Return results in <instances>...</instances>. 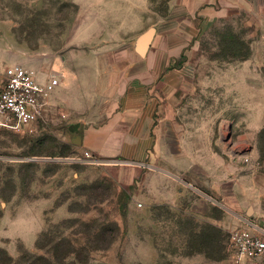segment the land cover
Here are the masks:
<instances>
[{
	"label": "rangeland",
	"instance_id": "rangeland-1",
	"mask_svg": "<svg viewBox=\"0 0 264 264\" xmlns=\"http://www.w3.org/2000/svg\"><path fill=\"white\" fill-rule=\"evenodd\" d=\"M112 4L0 0V92L6 67L14 64L42 80L56 74L62 88H79L66 93L67 102L53 95L34 135L0 130V248L15 264L52 259L62 240L67 248L91 251L98 246L96 232L110 223L119 226L118 239L108 250L93 251L87 264H184L189 257L210 260L219 252L216 231H210V251L200 252L198 234L208 228L186 211L184 201L177 208L153 204L152 157L139 168L133 187L125 188L132 194L128 204L118 180L126 165L75 162L81 153L73 136L106 120L115 88L141 69L137 37L166 15L163 0H149L138 17ZM192 52L191 76L177 87L185 89L168 98L166 116L171 111L177 119L170 124L179 125L167 126L166 136L213 132L216 147L240 167L261 162L254 154L264 147V33L242 21L223 22L208 29ZM167 162L163 157V166ZM178 171L181 183L200 187L191 177L195 173ZM61 264L80 263L71 256Z\"/></svg>",
	"mask_w": 264,
	"mask_h": 264
},
{
	"label": "crops",
	"instance_id": "crops-1",
	"mask_svg": "<svg viewBox=\"0 0 264 264\" xmlns=\"http://www.w3.org/2000/svg\"><path fill=\"white\" fill-rule=\"evenodd\" d=\"M147 2L112 0V5L138 17L146 11ZM163 6L166 15L137 37L136 55L141 69L123 88H115L117 99L105 112L106 120L81 127L73 136V144L81 153L76 157L83 160L88 152L100 161L126 165L118 177L124 189L133 187L139 168L152 157L153 204L177 208L184 201L190 215L206 222L203 229L211 227L210 231H216L219 237V255L210 260L203 255L189 257L184 264H235L229 242L231 232L240 228L264 232V160L257 151L255 159L261 162L252 160V165L240 167L236 158L225 156L216 147L218 140L213 132L176 131L175 136L168 132V138L167 126L179 124H170L177 118L171 117V111L166 116V110L168 98L185 89L177 87L191 76L192 51L203 34L227 21H242L245 28L264 33V0H163ZM150 30L154 34L142 53V40ZM156 83L171 88H151ZM78 90L62 88L60 80L46 109L54 94L59 93L63 103L67 102V92ZM170 141L177 142V146ZM163 157H167L166 167ZM182 168L195 173L191 177L200 187L181 183L177 172ZM201 249L210 251L206 245ZM242 264H264V257Z\"/></svg>",
	"mask_w": 264,
	"mask_h": 264
},
{
	"label": "built area",
	"instance_id": "built-area-1",
	"mask_svg": "<svg viewBox=\"0 0 264 264\" xmlns=\"http://www.w3.org/2000/svg\"><path fill=\"white\" fill-rule=\"evenodd\" d=\"M59 85L60 78L56 74L44 81L21 65L6 67L0 92V130L34 135L38 123L44 118L48 100ZM84 156L83 160L91 164L102 162L88 152ZM244 159L250 161L248 157ZM80 160L76 158L75 162ZM229 242L235 264L264 257V232L251 228L236 229L231 232Z\"/></svg>",
	"mask_w": 264,
	"mask_h": 264
},
{
	"label": "trees",
	"instance_id": "trees-1",
	"mask_svg": "<svg viewBox=\"0 0 264 264\" xmlns=\"http://www.w3.org/2000/svg\"><path fill=\"white\" fill-rule=\"evenodd\" d=\"M263 148V149H262ZM260 158L264 160V147L259 149ZM130 189V188H129ZM125 190V189H124ZM127 190L124 194L127 195V203L132 201V194H127ZM74 211V210H73ZM211 227L208 228V233L203 231L198 234V237L202 238L203 245L210 244L214 236L210 233ZM120 234L119 226L116 223H110L102 225L98 232L95 234V242L98 244L96 248L91 251H87L85 247L76 248L75 246L65 247V240L58 242L52 251V259L45 257H37L29 260L26 264H61L63 261L71 256H74L76 261L80 264H87L91 258L93 251H104L108 250L118 239ZM0 264H15V260L11 257L7 251L0 248Z\"/></svg>",
	"mask_w": 264,
	"mask_h": 264
},
{
	"label": "water",
	"instance_id": "water-1",
	"mask_svg": "<svg viewBox=\"0 0 264 264\" xmlns=\"http://www.w3.org/2000/svg\"><path fill=\"white\" fill-rule=\"evenodd\" d=\"M153 34H154V31L153 30H150L145 35L144 39L142 40V45H141V52L142 53H144L147 50V48H148V46H149V44L151 42V39H152Z\"/></svg>",
	"mask_w": 264,
	"mask_h": 264
}]
</instances>
